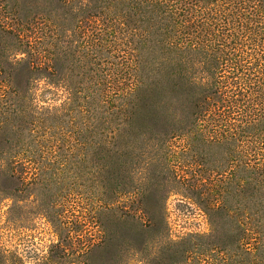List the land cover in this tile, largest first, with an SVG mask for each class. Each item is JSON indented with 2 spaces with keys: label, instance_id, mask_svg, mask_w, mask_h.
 <instances>
[{
  "label": "trees",
  "instance_id": "trees-1",
  "mask_svg": "<svg viewBox=\"0 0 264 264\" xmlns=\"http://www.w3.org/2000/svg\"><path fill=\"white\" fill-rule=\"evenodd\" d=\"M61 1L65 11L56 13L28 0H0V76L28 56L37 70L61 80L68 93L63 110L87 114L88 135L64 140L68 151L82 144L87 169L120 139L139 156L152 148L169 158L177 153L174 140L181 155L213 156L207 162L216 197L204 204L210 232L167 243L193 253L195 264H264V0ZM83 35L85 54L100 56L97 113L91 100L75 107L79 91L62 69L75 50L70 36ZM9 88L0 79V105L15 93ZM146 120L164 124L168 136L153 135ZM41 141L49 154L43 161L54 164L60 139ZM37 156L36 148L0 152V173L25 170ZM120 163L135 169L133 156ZM160 169L176 175L171 165Z\"/></svg>",
  "mask_w": 264,
  "mask_h": 264
},
{
  "label": "rangeland",
  "instance_id": "rangeland-1",
  "mask_svg": "<svg viewBox=\"0 0 264 264\" xmlns=\"http://www.w3.org/2000/svg\"><path fill=\"white\" fill-rule=\"evenodd\" d=\"M28 1L40 4L41 10L65 11L61 0ZM70 37L75 50L63 61L62 69L79 91L74 105L91 100L97 113L99 53L85 54L84 35ZM59 65L56 62L54 69L60 73ZM34 66L25 56L17 70L4 66L6 72L0 76L15 91L8 94L11 100L0 105V121L8 119L0 126V152L36 148L42 155L25 170L0 173V264H195L193 253L167 242L210 232L204 204L216 197L207 162L213 156L181 155L179 140H174L172 149L177 153L169 158L152 153V148L139 156L120 139L99 152L97 168L87 169L80 160L82 144L68 151L71 147L64 142L88 135L82 130L87 114L78 113V107L64 111L68 93L61 80L49 78ZM97 121L94 116L92 123ZM145 122L153 135L168 136L164 124ZM133 124L139 126L135 119ZM44 138L60 139L53 147L58 156L54 164L43 161L49 157L45 155L48 146L39 145ZM129 155L136 161L135 169L120 163ZM166 165L175 167L176 175L172 169L160 171ZM130 199L140 206L142 216L132 210L136 205L129 207Z\"/></svg>",
  "mask_w": 264,
  "mask_h": 264
}]
</instances>
